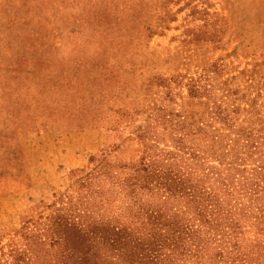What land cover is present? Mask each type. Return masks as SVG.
Here are the masks:
<instances>
[{
	"label": "rangeland",
	"instance_id": "obj_1",
	"mask_svg": "<svg viewBox=\"0 0 264 264\" xmlns=\"http://www.w3.org/2000/svg\"><path fill=\"white\" fill-rule=\"evenodd\" d=\"M130 1L0 0V245L17 239L28 220L47 215L59 194L74 193V171H88L90 157L137 161L136 129L147 124L148 107L189 108L190 79L211 84L216 98L230 102L233 93L243 94V102L255 99L264 110V0H141L145 15L120 14L121 42L99 43L107 33L85 18L102 19L108 7ZM152 13L167 14V22L158 26ZM15 20L28 28L17 29ZM33 29L37 41L28 37ZM28 52L37 58L45 52L46 65L55 68L76 69L80 56L89 67L82 84L42 79L20 64L16 54ZM164 79L179 83L171 102Z\"/></svg>",
	"mask_w": 264,
	"mask_h": 264
},
{
	"label": "trees",
	"instance_id": "obj_2",
	"mask_svg": "<svg viewBox=\"0 0 264 264\" xmlns=\"http://www.w3.org/2000/svg\"><path fill=\"white\" fill-rule=\"evenodd\" d=\"M139 2L106 6L104 18L91 13L85 22L107 33L99 43L119 44L120 14L145 15L147 4ZM136 15L130 21L141 23ZM152 16L158 26L167 22V14ZM14 24L28 28L29 22ZM39 36L37 29L28 35ZM45 54L16 55L42 79L82 84L89 66L81 56L76 69L55 68ZM185 85L189 108L148 107L147 124L136 129L137 161L90 157L88 171H74V193L59 194L47 215L28 220L17 239L0 245V264H264V110L255 99L243 102V94L227 102L212 95L211 84L190 79ZM161 86L171 102L179 83L164 79Z\"/></svg>",
	"mask_w": 264,
	"mask_h": 264
}]
</instances>
